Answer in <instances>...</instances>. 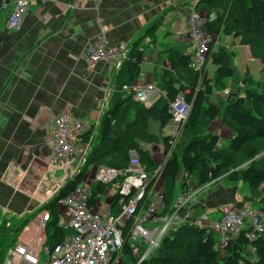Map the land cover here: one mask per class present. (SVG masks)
<instances>
[{"label": "crops", "instance_id": "1", "mask_svg": "<svg viewBox=\"0 0 264 264\" xmlns=\"http://www.w3.org/2000/svg\"><path fill=\"white\" fill-rule=\"evenodd\" d=\"M14 1L0 12V227L38 217L40 209L69 183L76 164L62 168L52 158L50 125L55 117L69 112L97 128L109 108L119 69L107 61L90 63L84 55L101 26L107 27L109 46L126 43L131 49L141 41L144 58L136 80L155 81L156 73L169 67L165 50L194 52L189 18L202 2L50 0L33 3L21 28L11 30L6 21ZM198 10L208 20L220 15L205 9L204 3ZM159 20L155 32L148 34ZM240 46L244 57H249V47ZM210 128L223 146L233 135L221 119ZM223 180L205 185L189 204L192 219L212 222L225 210L251 207L254 201L261 205L256 209L264 212V191L255 200L244 185Z\"/></svg>", "mask_w": 264, "mask_h": 264}, {"label": "trees", "instance_id": "2", "mask_svg": "<svg viewBox=\"0 0 264 264\" xmlns=\"http://www.w3.org/2000/svg\"><path fill=\"white\" fill-rule=\"evenodd\" d=\"M7 1L9 4L11 0ZM202 3L209 11L220 12L217 19L207 21L206 27L213 33L223 32L238 38L240 44L249 47L251 56L259 60L264 72V0H202L195 9L198 10ZM4 9L0 2V12ZM159 23H155L148 34L155 32ZM140 44L141 41L132 45L119 69L110 106L103 113L98 127H92L83 135V141H90L94 136L83 170L40 209V212L50 211L51 219L46 228L50 245L61 242L73 232L60 224L58 202L86 180L91 168L106 165L124 169L128 165L130 151L136 150L142 165L154 173L161 161L153 155L151 147L162 145L167 151L171 148L172 138L164 131L172 119L170 103L179 95L191 103L192 109L184 129V141L178 144L163 165L161 213L172 210L189 176L198 186L224 178L228 183L245 182L255 200L263 193L264 155L258 156L264 153V85L261 86L263 90H258L248 84L231 100L211 102L210 98L217 89L225 90L228 82L238 77L233 51L223 48L212 50L211 43L208 59H212L216 67L214 77H211L206 68L198 71L192 66V54L171 48L164 51L169 67L157 70L155 77L166 95L147 107L137 101L133 93L123 90L125 84L136 79L143 62L144 51ZM217 119H221L233 133L224 146L219 145V135L208 130ZM179 177H182L180 182ZM107 187L98 184L93 189L104 192ZM118 198L119 194H116L111 203L115 213L120 211ZM31 218L21 220L12 228L5 223L0 232L9 229L19 234ZM9 247V244L0 242V264L6 260ZM124 254L128 264L138 262L131 255L128 243ZM140 264H264V236L250 240L243 231L236 239L230 240L222 252L217 249L216 234L207 228L183 224L163 239L151 258Z\"/></svg>", "mask_w": 264, "mask_h": 264}, {"label": "built area", "instance_id": "3", "mask_svg": "<svg viewBox=\"0 0 264 264\" xmlns=\"http://www.w3.org/2000/svg\"><path fill=\"white\" fill-rule=\"evenodd\" d=\"M48 1L15 0L6 21L7 27L11 30L20 29L31 5ZM0 2L3 8L9 5L7 0ZM207 21V17L199 10H192L189 18V35L194 43L192 66L198 71L206 68L213 41L212 32L206 27ZM129 50L126 43L109 46L107 33L101 31L97 37L88 41L84 55L90 63L107 61L120 69ZM123 90L133 93L134 98L147 107L166 95L154 80L148 82L135 79L125 84ZM229 92L228 88L224 91L225 94ZM191 109V103L183 95L170 103L172 119L166 128H170L168 135L172 138L171 147L184 133ZM91 129V125L73 118L69 112L58 114L50 125L54 163L62 168L76 164L69 182L76 178L87 162L94 136L90 141H83V135ZM79 151L81 154L77 156ZM167 158L161 160L154 173L142 165L136 150L130 151V159L124 169L106 165L94 168L73 193L58 202L60 220L64 219L63 224H60L73 232L59 243L48 244L46 228L51 216L49 210H44L35 217L33 228L26 226L20 239L13 242L17 234L11 232L9 254L2 264H128L124 254L127 243L131 255L138 259L136 264H140L151 258L160 248L163 239L183 224L207 228L216 234L217 249L222 252L228 242L236 239L243 231L250 240L264 236V212L254 207L227 209L219 219L212 222L192 219L187 208L204 186L195 185L190 176L185 188L176 197L172 210L162 214L163 191H157L155 186L162 178ZM155 178V183L151 185ZM98 184L108 186L106 191L95 192L93 187ZM112 187L119 194L118 213L112 209Z\"/></svg>", "mask_w": 264, "mask_h": 264}, {"label": "rangeland", "instance_id": "4", "mask_svg": "<svg viewBox=\"0 0 264 264\" xmlns=\"http://www.w3.org/2000/svg\"><path fill=\"white\" fill-rule=\"evenodd\" d=\"M204 7H205V9H207L205 5H204ZM210 12H212V11H210ZM201 13L204 15L203 11ZM158 22H160L159 24H161L160 20ZM101 31H104V32L107 33L108 32L107 31V27L102 25L100 33H101ZM211 34L213 35V41H212L213 47H212V50L219 51V50H221L223 48V49L228 50L229 52L233 51L232 52L233 56H235L234 64L238 68V73L239 74H238L237 78H234L232 81L228 82V89H230V92L228 94L224 93V91L227 88L225 90L217 89L215 91V94L210 98V101L211 102H215V103H220L222 101L224 102V101L231 100L233 97H235L236 95L241 93L243 91V88H245L248 84H250L251 87L259 88L258 90H263V88L261 87L262 85H264V72H262V65L258 64V62H256V61L251 59L252 56H251L250 51H249V57L248 56H247V58L244 57V51L242 53V51L240 49L241 46L239 44L238 38H235L234 35L224 34L223 32L216 33V34H214L212 32ZM247 66H249V68ZM207 67H208L209 71H208ZM215 69H216V67L213 65L212 59H209L207 61V63H206V70H207L208 74L211 77H214ZM249 70H250V72H252V77L251 78H249ZM210 127H211V125H210ZM210 127L208 128L209 131L211 130ZM214 130H215V128H214ZM169 131H170V128L168 127V128L165 129L164 132H165V134L168 135ZM183 141H184V133L179 137V139L176 142V144L173 147H171L168 151L165 150V147L162 146V145H158V146H155V147H151L150 146V147H151V149L153 151V155H155L156 159L158 161H161V160H164L166 157H170L172 155V153L174 152V150L176 149V147L178 146V144L180 142H183ZM219 145L222 146L223 144L221 145V142H220ZM262 155H264V153L259 154L258 157H260ZM92 171H93V169L91 168L89 170L87 176H89L92 173ZM180 180H182V177H179L178 182H180ZM223 181L228 183V181H226L225 178H224ZM163 182H164L163 178H161L159 181H157V184L155 186L157 191H159V192L164 191V183ZM239 183L241 185H244L245 190L247 191L246 193H248L249 196H251L252 192H251V189L248 187L247 183H245V182H239ZM194 184L196 185V183H194ZM229 184H232V183H229ZM233 184H237V183H233ZM262 189L264 191V185H263ZM243 194H244V192H243ZM110 195L111 196H115L116 195V189L114 187L111 188ZM253 206L255 208L261 207V205L259 204L258 201H254L252 203L251 207H253ZM34 219H35V217H32L29 220V223H28L27 226H31L33 228ZM63 221H64V219L62 218L60 220V223L63 224ZM1 225H3V224H1ZM14 226H15V224L13 226H10V227L12 228ZM2 227L3 226H1L0 229H2ZM24 229H26V227ZM23 230L19 234L15 235L13 237V240H12V236H11V232H13L12 230L7 229V230H4L3 232H0L1 233L0 242H3L5 244H7V245L8 244L10 245L12 243L11 240L14 242V241H16V240L21 238Z\"/></svg>", "mask_w": 264, "mask_h": 264}]
</instances>
